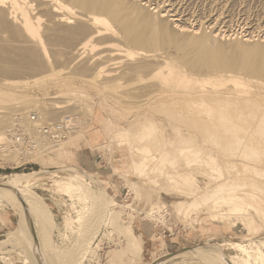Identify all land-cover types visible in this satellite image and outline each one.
I'll use <instances>...</instances> for the list:
<instances>
[{"label": "rangeland", "instance_id": "1", "mask_svg": "<svg viewBox=\"0 0 264 264\" xmlns=\"http://www.w3.org/2000/svg\"><path fill=\"white\" fill-rule=\"evenodd\" d=\"M165 1L168 3H166ZM143 2H146V0H143ZM152 2V7H155L159 4H161V6H171H168L167 8V10L169 11V13H167H171L170 18L178 19L180 23L182 22V24H185L187 26L193 25L192 27L195 26V28H198L200 27L198 25H203L205 27L204 29L208 32L211 31V27L215 26L216 30H218L219 32H224L225 30L224 33L227 34L228 37H235L240 35L241 38H247V36L251 35L252 33V35H255V39L257 40L258 38L260 39L262 36H264V0H152ZM156 2H158L159 4H157ZM174 9L178 13L176 17L172 15L173 13H175ZM221 11H223V13ZM226 12L227 16L225 15ZM218 14L219 19L217 17ZM221 14H223L224 16H222ZM42 16L45 19L47 18L45 14H42ZM216 18L218 19V21L216 20ZM203 21H205L204 23L206 25L203 23ZM207 22L209 23V25L207 24ZM256 24H258L257 28ZM258 27H260V29ZM235 30H237V32ZM104 38L106 37L104 36ZM98 39H101L99 43L102 42V44L107 41V43H109V41L113 42L114 40V42H122L109 37H107L106 39H102V37H100ZM96 52H103L102 54L106 53V57L111 55L109 56V59H111H108L109 62L107 67L109 68L107 69L109 70H106L107 72L114 74V71L115 77L120 73H122L123 75L125 74V68L122 72L121 70L123 68L121 67H124L123 64L126 65V63L128 62L127 57H131L128 53L126 55L127 57L125 56V59H127V61L125 62L123 54H125L126 52L124 51L123 53V51H120V49H114V46L111 48H101L100 52ZM96 52L90 53L89 51V56H95L94 54H96ZM172 55L173 57H176L175 54ZM84 56L83 60L81 59L80 61L84 62V60H87V58L89 59L88 54H84ZM133 59L130 58L129 61ZM120 60L122 62H120ZM75 68L54 67L52 71L44 74V76L40 77L38 80L32 78L18 84H11L2 81L1 79L3 77L0 78V110L2 111V115L4 112L2 108H7L4 109L6 112L4 113V115H6L8 112V115L11 118L13 113H15L14 111L16 110V107L18 108L21 105V107L25 110H23L21 107L18 109H21V111L24 112H29L30 110L38 111V108H40L39 112H42L43 114L44 112H51V114H48V116L45 115L48 118L51 117L49 115H52L51 120L56 119L55 121H59L64 120V118L66 120H69L68 118H70L73 122L70 120L69 121L72 123H74V120L77 119L79 121H83L77 122V120L76 123L80 124L77 127L80 128L77 129V127L75 126L72 131H74L75 129L76 130L74 132L70 130L71 133L70 135L67 134V139H63L65 141V143L63 144V149L57 148L48 154L32 158L31 161L35 163L27 165V167L19 166L21 161H19L18 159H16L14 164H0V184L8 182L10 177H12V175L16 173L25 174L39 170L42 171L40 174H38V176H36L37 180L35 181V184L30 187V190L33 194L38 195L40 198L44 199L53 214L54 223L53 226H51V232H47L45 226L42 227L43 234L45 233L42 238V245H44V241L45 243L49 242L50 245L49 253L46 254L47 251L44 252V248L42 250V254L45 256H43L44 258L48 256L50 259L51 256L52 259L54 258V261L57 260L56 264H68L70 261L72 262L73 259H77L75 257L77 256V253L81 255L79 247H82V245H85L86 243L88 245L89 242L88 246L92 245L88 248L90 252H86L87 254L85 253V256L81 255L83 258L81 256L79 257L80 259L78 258L79 260L86 258L85 260H82V263L81 261H78L81 264H152L156 260L163 258L170 253H177L180 251L183 252L185 250H189L190 248L193 249L202 246L206 247L209 245H218V247L225 249L224 251L227 256L233 255L235 256L234 259L239 261L241 259L239 257L241 256V252L238 249L233 248L231 246L232 243L249 245L251 241H256L259 244L264 241V204L262 205V210L258 212L254 210V208L249 209L247 203L245 202V193L250 192V190H252L251 187L245 186L243 187L244 189L242 188L238 190L234 195L226 196L227 198H233L235 202L242 205L243 208L240 213L241 215H234L231 218L227 219L226 217H222L219 215L220 213L227 211L226 206H220L219 209L217 207L218 205L213 206L211 205V203L204 206V202L206 203V201L209 202L213 199L219 198L218 196H220V192H218V186L222 183H225L228 178L229 179L227 181L226 188L237 190L236 186L239 181L235 182V180H239L240 178L237 179L238 177H242L244 175L242 178L247 180L248 178L250 179L253 176H251L250 172H247L246 175L243 174L242 176L239 173L238 176L237 172H241V170L243 169L241 160L238 159V157H236L238 160L236 158L234 159L230 157L229 155H232L231 153L233 152H224L218 147H215V145L212 144L209 140H207L209 139V136L212 133L211 131L213 130L212 121L205 118H202V120L195 118L197 117V115L190 113V111L188 110V104L186 105L185 101L180 102L181 100H174L173 95H169L168 97L165 96V92L171 89V87L163 88V84H161L160 78L157 79L156 76L155 78L152 77L153 80L156 79L155 81H153L155 83H153L152 81H149V83L156 84L159 91L156 94L146 97L147 94L145 91H143L145 90L143 89V86L145 85L143 83L140 85L141 82L139 81V78L136 76V74L135 77L138 78V80H134L136 78H134V76L132 77L131 73H126L125 75H129L133 78V80L128 77V81V79H126L127 77L124 78L125 75L123 77L122 75H117L116 78L122 77L123 80L121 78V81L113 82L111 81L112 77H104L99 79L98 77L92 75H90V77L77 75ZM92 77L97 79L95 80ZM152 78L150 80H152ZM125 80H127L128 82H125ZM121 82L123 83L121 84ZM133 86L134 88H132ZM136 86L138 87L136 88ZM139 86L142 87L140 88ZM137 91L139 93L142 92V95ZM125 92L127 93V95ZM123 93H125V95ZM87 99H89L90 101H86ZM62 105L67 107L58 109L56 108V106ZM84 107L86 109H89L88 111L90 113H85L86 109ZM10 109L13 110V113L11 115L9 114V111H11ZM70 109L73 111H70ZM79 109L81 111H79ZM47 110H49V112ZM21 111H16V113ZM6 119L7 121L9 119L7 118V115ZM85 119L86 121H84ZM84 122L87 123L85 124ZM154 122L158 127V129L155 128L158 133L156 131H153L151 133L149 132L148 136L143 139V134H140L141 139H138L139 134L137 132L140 130L139 133H141V130H143L141 128ZM82 123H84L85 125ZM124 131H126L125 134H122ZM154 132L155 134H153ZM137 142L139 144H137ZM178 142H181L180 145L178 144ZM159 143L161 144L160 146L158 145ZM184 146H190V148L193 146L194 151L197 150L202 153L201 156L204 159L208 158L210 155L216 157V164L220 166L221 172H215L211 168V166H209L213 165V163H210L208 165V163H205L203 161L186 164V159L184 157L183 159L180 157L182 156V154H180L179 152L175 154V152L177 151H175L176 148L178 149L180 147V149L178 150H181V147ZM165 151H168L167 153L170 154L169 157H167L168 155H166L167 153ZM91 156H98V165L107 168V175H103V172H101L99 168L96 169V166L94 167V163L92 162L93 159ZM138 156L142 157V161L144 162V166L146 167L143 172L138 170L135 171L134 169V162L136 158H139ZM175 157H178L179 160L176 158L177 161H175ZM180 158L183 161L185 159V161L182 163ZM172 160L175 164L170 163V161ZM232 160H237L238 163L235 167L238 168L237 170H235L234 167H229L228 163H230ZM62 164L67 166H74L80 171L84 170L83 172L91 174L92 178H94V181H96V183H99V185L102 187L101 190L103 192L100 197L104 201L103 206H101L104 208H101L102 213L95 214L94 208H92V204L91 202H89L90 200H84V196L83 204H86L85 206L83 204H80L82 200H78V202L70 201L63 195L62 192L58 191V185L56 183L57 180L55 178L50 176L45 178L43 177L46 175V173L58 172L57 170H59V168L57 169L54 166H61ZM131 167L133 171L132 169H130ZM156 171L159 173L157 174L158 176L155 174L157 173ZM122 172H126L128 174H126L125 176V174H123ZM183 172L185 175H191V177H194H192L193 181L190 180L191 183L185 181L184 179H181L182 177H179V175L183 174ZM200 173L203 175H201ZM218 173H220L221 176ZM163 174H165V176ZM206 174L208 175V177L206 176ZM121 175L125 177L126 180ZM209 175L213 176V178ZM159 177L162 179V181L161 179H159ZM174 177L175 179L178 178L176 179L178 180L176 183H181L176 184L175 179H173ZM216 177L218 180L216 179ZM163 178H169V180L167 179V181L173 179L172 182H174L170 183L169 185V182L164 181L165 179ZM142 179L143 181L146 180L147 182H143ZM156 179L158 180L156 181ZM128 180L129 182H127ZM131 180L132 183L133 180L134 182L136 181L135 185L140 184L138 186L140 189L135 187V185L131 183L132 185H130V187L134 185V187H132V190L133 188H135L132 191L129 187ZM184 182L189 184L187 185ZM256 182L259 186L264 188V178H257ZM196 183L197 185H199V188L201 187L200 189L197 187ZM171 184L173 186H171ZM164 185H167L165 186L167 189L164 188ZM175 185L178 186L176 187ZM194 185H196L198 191H196L197 189H195ZM174 189L177 190L174 191ZM178 189H180V192H178ZM189 189L190 191H188ZM103 190H105V192ZM158 190L160 192H158ZM183 190L186 192H184ZM191 190L193 192L195 191L194 193L196 195L193 194ZM135 193L138 195H135ZM157 194L158 196H156ZM108 195L110 196V199L115 201L113 202L111 200V202L110 199H108ZM11 197H13V199L6 198L7 200L5 202L0 201V264H36L34 260L31 259L30 254L34 249L33 247L36 248L37 237L34 240L35 235L33 236L31 234L30 227L27 223L24 222L26 221V219L21 208L18 207V210H16V196ZM76 198L77 197H75V199ZM106 198L107 200H105ZM108 200L111 202V205H108L110 204ZM14 201L16 204L14 203ZM154 202L156 203V205H153ZM158 203L160 205L159 208H161L162 210L160 212V215H158L157 211L156 213L153 212L154 215L153 213L149 214L148 209H152L153 206L154 208H157ZM127 204H131V206L126 207ZM87 205H90L91 208H88L90 206ZM208 206L213 210V217L217 216L216 219L210 218L212 217V210L210 208H207ZM83 207H85V209H87L89 213L87 212V210H82ZM105 207L107 209H105ZM76 209L80 212L75 213ZM188 211L191 213H189ZM185 214L190 215L188 216ZM93 215H97L96 218L99 219L96 220ZM76 216L82 217L78 219V217ZM70 217V220L73 219L74 222L76 221V217L77 223L80 222L81 225H83L81 226L80 223L77 224L80 226V228H78L79 226H77L76 224L73 225L74 222H72L71 225L70 220H68ZM80 219H82V221ZM90 219L92 222H90L91 224L88 222ZM86 220H88V223H86ZM66 221L69 222L65 223ZM109 221H111V223ZM105 222H107L108 225H106L107 223ZM66 224H68L69 227ZM103 224L106 226H104ZM20 228H23L24 231L27 232L26 235L28 238H22V235L16 234L18 233L17 230ZM71 232H73V234ZM30 235V240L32 242H30V240H27L29 239ZM95 235L97 236L95 237ZM133 235L138 237H133ZM17 237L20 238L17 239ZM133 238L141 240L142 244H133ZM77 241L79 242L77 243ZM28 243H33L31 244L33 247L29 246ZM61 244L64 245L62 246ZM77 244L79 245V247ZM74 245H76V247ZM77 248H79V250ZM57 254H59L61 258H63L61 259ZM69 255L71 256L69 257ZM67 256L69 257V259L67 258ZM66 258L68 261L66 260ZM49 259L48 261H46V264H49ZM249 260L246 264H249V262L250 264H256L258 262L256 258H249ZM73 262L75 263V261ZM240 262L242 261L240 260ZM79 263H77L76 261L75 264ZM203 263L205 264L206 262L202 258L197 257V255H193L192 257V255L190 254H178V256L161 264ZM232 264L235 263L232 262Z\"/></svg>", "mask_w": 264, "mask_h": 264}, {"label": "bare ground", "instance_id": "2", "mask_svg": "<svg viewBox=\"0 0 264 264\" xmlns=\"http://www.w3.org/2000/svg\"><path fill=\"white\" fill-rule=\"evenodd\" d=\"M156 3L159 4L158 2ZM152 5H153L152 0H146V2H143V0H0V78L3 77L1 79L2 81H5L11 84H18V83H21L25 80L32 79V78H35L36 80H38L40 77L44 76V74H47L50 71H52L54 67H61V68H70V67L75 68L76 67L75 71L77 75H83L86 77L87 76L90 77V75H92V76L98 77L99 79L104 78V77H109V78L112 77V80L111 79L110 80L113 82L121 81L120 79L126 73L127 74L131 73V76L132 77L134 76V78H136L135 77V74H136V76L139 78V81L141 82L140 85L142 83L145 85L143 86L144 87L143 89L145 90L143 89L142 90L146 92L147 94L146 97L156 94L159 91L156 84H150L149 81H152V82L155 81L156 79L153 80L152 78V77L155 78V76L157 79L160 78L161 80L160 82L161 84H163V88L171 87V89L165 92V96L168 97L169 95H173L174 100H181L180 102L185 101L186 102L185 104L186 105L188 104V107H189L188 110L190 111V113L197 115V117L195 118L200 119V120H202V118H205L207 120L212 121L213 130L211 131L212 133L209 136V139L207 140H209L212 144L215 145V147H218L224 152H229V151L233 152L231 153L232 155H229L230 157L234 159L238 157V159L241 160L243 169L241 170V172L240 171L237 172L238 176H239V173L242 176L243 174L246 175L247 172L248 173L250 172L251 176L253 175L250 179L248 178L249 180L247 179L248 181L242 178L244 175L242 177H238L237 179L239 178L240 179L235 180V182L239 181L236 186L237 190L236 189L231 190V189L226 188V184L229 179L228 178L225 181V183H222L218 186V190H219L218 192H220V196L218 195L217 196L219 198L213 199L209 202L206 201V203L204 202V206L210 203L213 206L218 205L217 206L218 209L220 206H226L227 211H224L220 213L219 215L222 217H226L227 219L231 218L234 215H241L240 213L243 208L242 205L240 203L235 202L233 198H227L226 196L234 195L235 193H237L238 190L247 186V187H251L252 189L250 190V192H246V193L244 192L245 202L247 203V206L249 207V209L254 208V210L258 212L261 211L263 208L262 205L264 204V198H263L264 188L259 186L256 181H257V178H262V179L264 178V36L256 40L255 35H252L250 31L251 35L247 36V38H241L239 34H238L239 36L228 37L227 34L224 33L225 30L224 32H222L221 30H220L221 32H219L218 30H216L215 26L213 27L209 26L211 27V31L208 32L204 29L205 27L203 25L202 26L198 25L200 27L195 28V26L192 27L193 25L187 26L185 24H182V22L180 23L178 19L170 18L171 13L168 14L169 11L167 10L169 5L161 6V4H159L155 7H152ZM174 12L175 13H173L172 15L176 17L178 13L177 11H175V9H174ZM221 12L223 13V11ZM42 14H45L47 18L45 19L42 16ZM221 15L224 16L223 14ZM225 15L227 16V12ZM217 17L219 19V14L217 15ZM218 19L216 18L217 21ZM204 22L205 21H203V23ZM207 24L209 25L208 22ZM214 25H215V20H214ZM257 26L258 24H256V28ZM258 28L260 29V27ZM235 31L237 32V30ZM104 36L106 38L107 37L114 38V39H117V41H122V42L121 43L114 42L115 40L112 39L114 40L113 42L109 41V43H107L108 42L107 41L105 43L103 42L104 44H102V42L99 43L101 39H98V38L102 37V39H106L104 38ZM113 46H114V49L115 48L120 49V51L122 50L123 53L124 51L126 52L125 54H123L124 59L127 53L131 56L130 57L131 59L135 58L133 59L134 60L133 62V60L129 61L130 58L126 56L128 59V62L126 63V65L123 64L124 67L120 66L121 68H123L122 70L120 69L122 72L125 68L124 75L120 73L121 71L119 72L120 73L119 75L120 76L122 75L121 78H116L118 74L115 77L114 71H113L114 74L106 71V70H109L107 69L109 68L107 66H108L109 60L111 59V58L109 59V56L111 55L106 57L107 55L106 53L102 54L103 52L101 53L96 52V51L100 52L101 48L103 49L105 47L111 48ZM89 51L90 53L96 52V54H94L95 56L90 57L91 55L89 56ZM84 54H88L89 59L87 58V60H84V62H82L80 60L81 59L83 60ZM172 54H175L176 57H173ZM127 59H125V62L127 61ZM120 62L122 61L120 60ZM128 77L133 80V78L130 77L129 75L128 76L125 75L124 78L128 79ZM92 78L95 79L94 77ZM138 78L134 80H138ZM151 78L152 80H150ZM110 80H106V81H110ZM126 81L127 80H125V82ZM122 83L123 82H121V84ZM137 87L138 86H136V88ZM132 88H134V86ZM125 93L123 94L125 95ZM140 93L142 95V92ZM88 100L89 99H87L86 101ZM88 105H91V104H88ZM62 107L66 108L67 106H64V105L56 106L57 109L62 108ZM18 108L16 107V110L14 111L15 113L16 111H21V109H18ZM4 109H7V108H2V110L4 111L3 115H2V111L0 110V140H4L7 134V131L9 129L10 122H11L10 121L11 118L8 115V112L6 114L7 118H9L7 121L6 115H4V113H6ZM39 109L40 108H38V111ZM88 110L89 109H86L85 113H90ZM11 111H9L10 115L13 113V110ZM47 111L49 112V110ZM70 111H73V110L70 109ZM79 111L81 110L79 109ZM21 112H24V111H21ZM48 114H51V112L50 113L44 112L43 115L48 116ZM49 116L52 117V115H49ZM51 117H49L50 120H51ZM88 117H89V114H88ZM68 119L72 121L70 118ZM52 120L55 121L56 119H52ZM64 120L66 119L64 118ZM77 120H74L75 122L72 123L69 129V132H68L69 135L71 131L75 128V126L77 127L80 125L76 123ZM80 121L78 120L77 122H80ZM84 121H86V119ZM79 128L77 127V129ZM155 128L158 129L155 122L151 123L150 125L144 126L143 128H141L143 129L141 130L142 131L141 133H139L140 130L137 132L139 135L136 133L139 137L137 138L141 139L140 134L141 135L143 134L142 139L145 138L146 136H148L149 132L151 133L153 131H156ZM125 132L126 131H124L122 134H125ZM153 134H155V132ZM138 142L137 144H139ZM181 142H178V144L180 145ZM64 143L65 141L62 140L58 144V146L55 148L63 149ZM158 145L160 146L161 144L159 143ZM192 147L190 148V146L189 147L184 146V147H181V150H178L180 149V147L178 149L176 148L175 151L176 150L177 151L175 152V154L177 152L182 154V156L180 157L182 159L183 157L186 159V161L184 159L186 164L187 163L191 164L192 162H195V163L203 162V161L205 163H208V165L210 163L211 164L213 163V165H209V166H211V168L215 172L216 171L221 172L220 166L216 164L217 163L216 157L209 154L210 156L204 159L201 156L202 153H200L197 150L194 151V147L193 148ZM166 155H168L167 157H169L170 154L167 153ZM37 156H40V155H37ZM178 157H175L174 160L176 158L178 159ZM34 158H36V156ZM177 159L175 161H177ZM237 160L235 161L232 160L230 162L232 164L228 163L229 167L235 168L238 163ZM181 161L182 163L184 162L183 160ZM170 163H174V161L172 160L170 161ZM54 167H56L57 169L59 168V170H57L58 172H53V173L49 172V173H46V175L43 177L45 178V177L50 176V177L55 178L57 180L56 183L58 185L57 186L58 191L62 192L63 195L70 201L78 202V200H82L80 204H83L84 203L83 199L85 197L84 200L86 199L87 201L88 199L90 200L89 202H91L92 208H94L95 214L102 213L101 208L104 209L103 207H101L103 206L104 201L100 197L103 193L101 190L102 187L99 185V183H96V181H94V178H92L91 174L83 172L84 170L80 171L71 165L67 166V165L62 164L61 166H54ZM130 169H132V167ZM134 169L135 171L138 170L142 172L144 169H146V167L144 166V162L142 161V157L135 159ZM237 169L238 168H235V170ZM41 172L42 171L39 170V171H34L30 173H25V174H18V173L13 174L12 177H10L8 182L4 184H0V201L5 202L7 200L6 198L13 199V197L11 196H16V199H15L17 201L16 210H18V207L21 208L23 215L25 216V219H26V221L24 222L27 223L29 227L31 226L34 229L35 239L37 237L36 246L37 245L40 246L41 252L44 248L45 249L44 252L47 251L46 252L47 254L50 251V245H49V242H47V240H46L47 243H45L44 241V245H42V238H43V235L45 234V233L43 234L42 227L45 226L47 232L48 231L51 232L52 230L51 226H53V223H54L53 214L51 210L49 209L48 204L44 201V199L40 198L38 195L33 194L30 190V187L34 185L35 181L37 180L36 176H38V174H40ZM122 173L125 174V176L126 174H128L126 172H122ZM155 174L157 175L159 173L157 172ZM163 175L165 176V174ZM206 176L208 177L207 174ZM209 176L213 178V176L211 175ZM175 177L173 179H175ZM179 177L180 178L182 177L181 179H184L185 181L190 182V183L191 181H193V178H194L193 176L192 178L191 175H185L184 172L183 174H180ZM123 178L125 179V177ZM159 179L161 178L159 177ZM167 179L169 180V178ZM167 179H165L164 181H167ZM176 179H175V183L178 181ZM157 180L158 179H156V181ZM172 180H170L171 182L167 181L169 182V185L170 183L174 182V181L172 182ZM127 182H129V180ZM135 182L133 180V183H132V180H131L129 187L132 184L135 185L136 184ZM178 183L180 184L181 182H178ZM186 184L188 185L189 183H186ZM134 185L132 187H134ZM139 185L140 184L135 185V187L139 188L138 187ZM196 185L194 186H195V189H197L196 191H198L199 185H197L198 188L196 187ZM165 186L167 185H164V188L167 189ZM171 186L173 185L171 184ZM132 187H130L131 190H132ZM134 189L135 188H133V190ZM176 190L174 189V191ZM192 190L191 192H193ZM103 191L105 192V190ZM188 191H190V189ZM158 192L160 191L158 190ZM178 192H180V189H178ZM194 192L193 194H195ZM135 195H138V194L135 193ZM156 196H158V194ZM75 197L77 198L75 199ZM108 197H109L108 199H110L109 195ZM105 200H107V198ZM111 200L112 199H110V201ZM111 202L108 205H111ZM154 204L156 205L155 202L153 203V205ZM90 205H87V206H90ZM130 206L131 204H127L126 207H130ZM157 206H158L157 208H154L153 206L154 209L153 208L152 209L154 211L152 209L150 210L148 209L149 211L148 213L149 214L153 212L156 213L157 211L158 215H160V212L162 210L161 208H159L160 207L159 203ZM106 207L105 209H107ZM88 208H91V206ZM207 208H210V207L208 206ZM82 210L86 211L87 209L83 207ZM76 212H80V211H77L76 209L75 213ZM212 212L213 210L211 211V214ZM185 215H188V214H185ZM96 216L94 217L96 218ZM71 217L68 220H70ZM76 217H78V219L81 218L80 216H76ZM76 217H75L76 219L75 222L73 219L70 220L71 225H72V222H74L73 225L75 224L77 225L80 223V222L77 223ZM216 217H213V214H212V217L210 218L216 219ZM97 219L99 218H96V220ZM80 220L82 221V219ZM87 221L88 220H86V223L88 222L90 223L91 219L88 222ZM68 222L69 221H66L65 223H68ZM109 222L111 223V221ZM66 225L68 226V224ZM106 225H108V223ZM78 228H80V226ZM17 232L18 233L16 234L22 235L21 236L22 238L27 237L26 235L27 232H25L23 228L18 229ZM71 233L73 234V232ZM96 236L97 235H95V237ZM30 237L31 235L29 236V239H27L28 237L26 239L30 240ZM133 237L137 238L138 236L133 235ZM19 238L17 237V239ZM90 241H93V240H90ZM133 241H134L133 244L135 245L142 244L141 240L134 239ZM30 242L32 241L30 240ZM78 242L79 241H77V243ZM28 244L29 246L33 247L31 245L33 243H28ZM88 245H89V242H88ZM88 245L87 243L85 245H82V247H79L78 245L82 253L80 251L79 252L82 256L83 255L85 256L88 252H90L88 248L92 245L90 246ZM74 246L76 247V245ZM231 246L233 248L238 249L241 252V256L239 257L241 258L240 260L242 261L240 262V260L238 261L234 259L235 256L229 255L227 256V258L231 264L232 262H234L235 264H239V263L246 264L248 263L249 258L251 259L256 258L259 264H264V241H262L260 244L257 243L256 241H251L249 245L240 244V243H232ZM33 248L35 250L33 249L32 253L30 254L31 259H33L34 262L38 264V261L36 258V248L35 247ZM79 248L77 249L79 250ZM224 250L225 249L218 247V245L216 246L209 245L206 247L202 246V247L189 249L180 254L181 255L190 254L192 255V257L193 255L203 254L202 257L203 258L206 257L207 259L206 261L204 260L206 262L205 264H208L209 261L211 260L212 262H216V264H228L224 260V252H225ZM57 255L60 256L59 254ZM81 255L77 253V256L75 257L78 259ZM70 256L71 255H69V257ZM69 257L67 256L68 259ZM44 259L45 261H48L49 257L47 256ZM70 259H73V258H70ZM77 259L76 260L73 259L72 262L69 260L70 262L69 263L66 262V263L73 264L74 263L73 261H75V263L76 261L77 263L81 261L82 263V260H85L86 258L82 260H79L80 258L78 260ZM56 261H54V258L52 259L50 256L49 264H54V263L56 264ZM258 262L257 263L254 262V263L258 264Z\"/></svg>", "mask_w": 264, "mask_h": 264}, {"label": "built area", "instance_id": "3", "mask_svg": "<svg viewBox=\"0 0 264 264\" xmlns=\"http://www.w3.org/2000/svg\"><path fill=\"white\" fill-rule=\"evenodd\" d=\"M10 121L4 140H0V164H14L18 159L19 166L25 167L35 163L31 161L35 156L54 151L72 125L69 120H49L39 111L15 113Z\"/></svg>", "mask_w": 264, "mask_h": 264}, {"label": "water", "instance_id": "4", "mask_svg": "<svg viewBox=\"0 0 264 264\" xmlns=\"http://www.w3.org/2000/svg\"><path fill=\"white\" fill-rule=\"evenodd\" d=\"M30 232H31V234H32L33 236L35 235V234H34V229H33V227H31V226H30ZM34 240H35V237H34ZM190 249H191V248H190ZM185 251H186V250H185ZM183 252H184V251H183ZM180 253H182V251L177 252V253H170V254L166 255L165 257L156 260V261L153 262L152 264H161V263H163V262H165V261H167V260H170V259H172V258L178 256V254H180ZM202 255H203V254H202ZM202 255H198V254H197L198 257H200V258H202L203 260L206 261V260H207L206 257L203 258ZM43 256H44V255L42 254V252H41V250H40V246L37 245V246H36V258H37L39 264H46V261L44 260V257H43ZM224 260H225L228 264H231V263L229 262V260H228L227 255H226L225 252H224ZM209 263L216 264V262H212V260L209 261Z\"/></svg>", "mask_w": 264, "mask_h": 264}, {"label": "crops", "instance_id": "5", "mask_svg": "<svg viewBox=\"0 0 264 264\" xmlns=\"http://www.w3.org/2000/svg\"><path fill=\"white\" fill-rule=\"evenodd\" d=\"M92 157V162L94 163L93 165H94V167L97 169V168H99L100 169V171L101 172H103V175L105 174V175H107V173H106V171H107V168L106 167H104V166H99L98 165V160H97V158H98V156L97 157H94V156H91ZM109 167V166H108Z\"/></svg>", "mask_w": 264, "mask_h": 264}]
</instances>
